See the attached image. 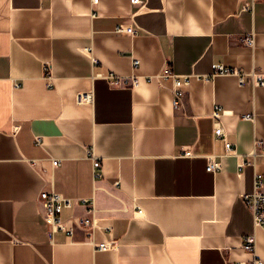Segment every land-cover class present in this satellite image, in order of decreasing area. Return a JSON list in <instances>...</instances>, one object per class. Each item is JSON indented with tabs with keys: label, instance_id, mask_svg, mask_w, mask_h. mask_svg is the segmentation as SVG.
Instances as JSON below:
<instances>
[{
	"label": "crops",
	"instance_id": "crops-1",
	"mask_svg": "<svg viewBox=\"0 0 264 264\" xmlns=\"http://www.w3.org/2000/svg\"><path fill=\"white\" fill-rule=\"evenodd\" d=\"M215 64L264 75V1L0 0V264H232L254 258L248 235L264 260V229L242 199L263 159L239 169L264 140V85L213 75ZM168 66L190 76L179 108L172 80L112 88L101 77ZM52 189L94 202L93 241L80 228L50 240L39 195ZM86 214L77 204L62 217Z\"/></svg>",
	"mask_w": 264,
	"mask_h": 264
},
{
	"label": "built area",
	"instance_id": "built-area-1",
	"mask_svg": "<svg viewBox=\"0 0 264 264\" xmlns=\"http://www.w3.org/2000/svg\"><path fill=\"white\" fill-rule=\"evenodd\" d=\"M264 1V0H262ZM93 4H98L99 0H92ZM133 4L142 3L143 0H131ZM119 33H127L135 36L139 32V27L135 25L121 24L117 28ZM245 43L248 45H253L254 37L253 35H248L245 39ZM97 63V60H95ZM140 63V60H134V66L136 67ZM49 71V70H48ZM233 68L226 67L222 64L214 65V73L216 74H235L238 73L240 76L241 83H245L248 77H251L252 83L254 85H264V75L257 73H240ZM112 88H133L138 86L142 80L152 82L154 80H172L174 82L175 88L173 92V106L179 108L182 105L186 94V88L190 84V76L179 77L174 71L168 66L159 74L150 76H119L115 73H108L101 76ZM51 74L47 72V79L49 85H51ZM94 100L93 92H83L80 94V101L83 103H91ZM223 111L220 107H216L213 112V116L216 119L215 135L218 138L225 140V145L227 150H231L232 143L228 140L225 128L221 122V116ZM246 118L252 119L250 114L245 116ZM36 143L40 144L41 139L37 138ZM183 155H191L190 150H184ZM262 158L264 162V140H256L255 147L253 151L248 154V158L245 159L241 165L240 170H244L246 166L256 167L258 160ZM54 166L59 165V160L54 159ZM220 163L215 161L213 158H208L207 170L209 172H216L220 167ZM100 168L99 162L95 161V169ZM96 175H100L96 172ZM242 199L246 206L251 210L254 223L264 229V173L255 170L254 180H253V190L249 193L242 194ZM39 202L41 205V211L44 220L47 225L48 236L51 241H54L55 236L59 232H65L68 234H73L76 228L84 230L87 239H93V233L97 228V219L95 217L96 209L94 202L89 199H73L65 197L64 195L52 190H43L39 195ZM77 204H82L87 208V214L85 216L73 217L69 222L65 221L62 217V212L65 208L73 207ZM93 241V240H92ZM115 245L114 241H104L95 244V248L102 251L110 250ZM242 249L246 253L254 254V258L250 261L238 260L232 262V264H264V260L256 256L255 252V238L252 235L245 236L243 238Z\"/></svg>",
	"mask_w": 264,
	"mask_h": 264
}]
</instances>
